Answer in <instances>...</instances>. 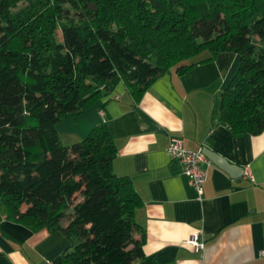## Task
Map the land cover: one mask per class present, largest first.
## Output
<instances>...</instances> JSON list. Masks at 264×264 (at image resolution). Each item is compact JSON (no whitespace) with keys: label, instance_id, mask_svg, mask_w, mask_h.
Segmentation results:
<instances>
[{"label":"trees","instance_id":"trees-1","mask_svg":"<svg viewBox=\"0 0 264 264\" xmlns=\"http://www.w3.org/2000/svg\"><path fill=\"white\" fill-rule=\"evenodd\" d=\"M10 1L0 0L6 217L33 230L62 231L68 240L63 264H159L146 254L145 230L134 218L141 198L128 176L113 171L117 148L107 125L97 123L64 144L56 123L119 81L138 101L168 68L183 73L219 51H233L238 65L220 92L218 119L233 133L260 132L264 0H38L43 14L17 18L7 14ZM69 9L73 21L55 23ZM12 36H21L29 52L23 61L9 60ZM205 50L210 53L201 56Z\"/></svg>","mask_w":264,"mask_h":264},{"label":"crops","instance_id":"crops-1","mask_svg":"<svg viewBox=\"0 0 264 264\" xmlns=\"http://www.w3.org/2000/svg\"><path fill=\"white\" fill-rule=\"evenodd\" d=\"M238 58L219 51L183 73L170 67L138 101L119 81L111 93L56 123L59 138L58 123L76 126L78 137L65 144L97 123L107 125L117 148L113 171L128 176L141 198L134 218L144 227L146 254L159 264H264L258 254L264 248V129L233 133L218 119L220 92ZM171 137L208 158L200 193L171 159ZM67 246L60 230H33L8 219L0 201V264H63Z\"/></svg>","mask_w":264,"mask_h":264},{"label":"rangeland","instance_id":"rangeland-1","mask_svg":"<svg viewBox=\"0 0 264 264\" xmlns=\"http://www.w3.org/2000/svg\"><path fill=\"white\" fill-rule=\"evenodd\" d=\"M40 6H42V5L38 2V0H11L9 2L7 14L11 18H15V17L17 18V16L21 17V16H27V15H29V16L35 15L37 17V16H40V13L43 14V12H45V10H43V8L41 9ZM90 6L92 8H94L92 2H90ZM73 17L74 16L72 15V12L69 9L68 12L63 11L61 13H58V15L55 19V23L61 24V23L73 21ZM59 35H60V31L58 30L57 33L55 34L56 38H58ZM2 37L4 38L5 34L2 31H0V40ZM9 41H10V45L15 46L14 47L15 53L13 54V56L11 58H9L10 61H14V59H18V60L20 59L23 61L26 57L29 56V52L22 47L21 36H14V37L12 36L9 39ZM207 52L208 51L205 50V51L201 52L200 55L203 56ZM48 70L51 71V68L48 67ZM71 124H72L71 126H73V128L68 129V127H66V125L68 126V123H58V128H59L60 138H61L60 140H61V142L63 141L62 143H64V144H65V142L72 139L73 135H76L78 137V135L76 134L77 131L74 130V129H76V126L74 125V123H71ZM76 141H78V140H76Z\"/></svg>","mask_w":264,"mask_h":264},{"label":"built area","instance_id":"built-area-1","mask_svg":"<svg viewBox=\"0 0 264 264\" xmlns=\"http://www.w3.org/2000/svg\"><path fill=\"white\" fill-rule=\"evenodd\" d=\"M167 151L171 159L178 163L179 171L189 177L190 183L200 193L209 165V160L204 152L201 149L185 148L182 140L178 137L170 138ZM190 241L195 243L193 239H190ZM258 254L264 256V248L260 249Z\"/></svg>","mask_w":264,"mask_h":264},{"label":"water","instance_id":"water-1","mask_svg":"<svg viewBox=\"0 0 264 264\" xmlns=\"http://www.w3.org/2000/svg\"><path fill=\"white\" fill-rule=\"evenodd\" d=\"M207 156H210V154H209V153H207Z\"/></svg>","mask_w":264,"mask_h":264}]
</instances>
